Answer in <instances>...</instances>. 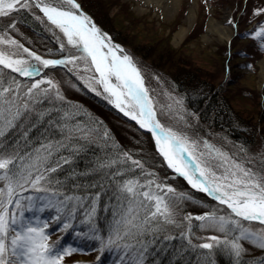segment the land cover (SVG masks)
I'll return each instance as SVG.
<instances>
[{"label":"rangeland","instance_id":"obj_1","mask_svg":"<svg viewBox=\"0 0 264 264\" xmlns=\"http://www.w3.org/2000/svg\"><path fill=\"white\" fill-rule=\"evenodd\" d=\"M78 1L84 5L95 22L107 33L108 31L113 33L128 50L154 101L156 117L164 127L171 128L188 137L189 140L197 142L198 150L201 152L206 151L204 142H207L214 149L227 154L246 167L264 173V157H262L264 81L261 82L259 77L260 61L264 58V32L261 31L264 29V13L257 14L258 10L264 9V0H182L177 7L172 8L173 11L169 15H166L163 8L154 0L147 5L142 0ZM193 3L195 15L190 20L188 12ZM224 16L226 20L222 21ZM24 19L31 24L27 25L23 22ZM210 19L222 21L227 25L229 35L220 37L219 34L214 33L209 34V38L206 39ZM10 23L15 24L14 29L9 27ZM182 27L187 31L178 42L176 33ZM0 37L15 39L23 48L29 49L43 59H62L67 57L69 52L80 55L72 46L67 45L64 34L51 25L35 6L14 11L8 17H0ZM61 43L66 45L63 50L60 48ZM0 50L17 51L15 46L3 43H0ZM20 52L23 58L29 59L33 64L37 63L31 60L27 53H23L22 49ZM84 66V61H80L79 67L72 71L69 69H72L73 65L48 68L40 66V75L33 78L19 76L8 69H3V72L6 77H15L21 83H31L43 78L51 79L59 86V92L64 99L62 101L55 99V91L52 90L49 94L50 99L38 106L39 111L52 109L51 113L61 114L62 111L60 106L57 107V103L60 102L62 108H65L69 101H72L75 107L81 108L80 116L86 120L68 125L65 119L59 126L65 134L62 138L66 140L68 135L67 129L62 127L65 124L68 128L77 124L94 128L96 131L93 135L83 140L101 149L107 165L112 160L118 161V164H113L111 167L103 165L101 170L109 171L107 177L113 176L117 170L126 171L129 168L131 161L124 163L122 160L123 154L128 153L144 165V173H155V177H150L142 175L138 169H132L141 182L146 179H157V183L163 182L174 188L176 193L190 197L178 201L174 208V224H164L161 218L162 228L154 233L161 235L157 237L160 239L158 246L163 245L165 250L164 242L170 243L173 239L171 236L177 234L172 229L179 228V236L174 238L188 248L187 252H192L190 255L197 260L195 264H216L217 251H223V254L230 259L228 264H264V247L258 246V242L253 239L237 241L241 245L239 255L232 249L231 243L240 235L235 226H226L224 231H221L218 226L201 227L206 223L205 221L193 219L189 223L184 219L188 215L195 217L213 211L217 215H228L230 210L216 200L209 199L203 192L193 189L168 168L167 164L158 158L159 154L154 148L150 135L114 110L105 99L100 85H95L100 95L86 86V81L81 77L92 76L94 72H85ZM42 87L49 86L44 84ZM210 93H212L210 100H218L217 103L227 108L225 111L228 117L229 111L233 113V119L230 120L232 124L234 122L240 129L246 128L247 125L253 127L250 134L247 128L245 129L247 136L244 144L242 139L239 142H232L228 137L230 135L226 134L223 128L216 124L213 126L208 120H204L200 109L190 105L191 99L203 94L208 97ZM202 103L204 104V100ZM32 120L38 122L42 119L33 117ZM20 131L23 132L24 129ZM105 132L107 136L104 135ZM29 134L28 132V136ZM41 136L36 132L35 139ZM19 143L21 145L18 147L21 149L26 151L33 149L30 142L25 146L23 136ZM60 156L68 157L64 152ZM117 177L119 176L112 180L118 181ZM125 177L130 178L128 175ZM24 195L41 194L25 192ZM114 204L118 207L117 202L114 201ZM107 209L108 206L105 205V210ZM89 210H85L79 217L76 212L75 219L70 221V223L75 221V224L72 223L73 228L67 232L60 230L59 224L50 223L46 230L49 234V243L59 241L62 246L76 249L82 246L71 255L64 256L62 264H114V262L120 264L117 257L122 256V252L114 249L106 250L101 254L100 242L92 238L96 235L106 238L107 235L93 226L83 225L87 221L92 222L93 216L89 219L86 215ZM25 215L32 217L33 212H27ZM55 215L53 209L35 212V216L41 220ZM108 220L113 222L112 217ZM242 224L255 233L264 234V224L256 221H242ZM67 234L69 241L65 242ZM180 234L183 235L180 237ZM211 236L218 237L219 244L208 240ZM189 239L191 244L188 242ZM205 242L214 243V247L205 249L202 256L198 253L195 255L194 248L197 247L194 246ZM79 253L83 255L79 256ZM158 254V247H155V255ZM155 260H151L145 251L144 264H157Z\"/></svg>","mask_w":264,"mask_h":264},{"label":"snow or ice","instance_id":"obj_2","mask_svg":"<svg viewBox=\"0 0 264 264\" xmlns=\"http://www.w3.org/2000/svg\"><path fill=\"white\" fill-rule=\"evenodd\" d=\"M33 6L43 12L47 21L67 38V45L80 55L69 52L62 59H43L23 48L15 39L0 37V43L13 45L17 49L16 52L0 50V264H62L64 256L78 249L62 246L59 241L50 244L46 231L50 223L59 224L60 230L65 232L73 228L70 221L75 219L85 199L90 204L86 215L89 219L95 215L99 193L89 198L61 191L64 185L57 174L71 161L68 157L60 156L59 151L67 145L50 141L26 151L7 140L9 132L26 129L23 139L27 146L28 131L35 127L31 123L33 117L43 119L52 111H39L38 106L50 99L52 90L55 91V99L62 101L64 97L59 92V86L51 79L40 78L31 83H21L15 77H6L3 69L33 78L40 75V66L73 65L69 69L72 71L79 67L80 61L85 62V72H94L92 76L81 77L86 81V86L100 95L95 85H101L103 92L108 94L105 99L126 117L136 121L140 128L149 131L168 168L184 177L192 188L206 193L230 210L228 215H217L213 211L195 217L188 215L184 219L189 223L193 219L205 221L201 227L218 226L221 231L226 226H235L240 235L231 243V247L237 255L241 251V245L237 242L240 239H253L258 246L264 247V234L255 233L242 224V221L264 224V173L246 167L207 142H204L206 151L201 152L197 142L164 127L156 117L154 101L131 57L118 55L122 52L119 46L111 44L109 38L87 16L70 10L79 9L74 0H0V17H8L14 11ZM261 13H264V9L258 10L257 14ZM9 27L14 29L15 24L10 23ZM261 31L264 32V29ZM65 47L64 43L60 44L62 50ZM21 49L37 63L23 58ZM44 84L49 87H42ZM62 127L67 129L66 139L69 140L77 133L79 139H88L96 131L79 124L72 128L66 124ZM104 135L107 136V132ZM18 144L19 141L16 142ZM122 160L124 163L131 161V164L126 171L117 170L113 174V179L119 176L120 180L115 183L118 207L112 227L106 238L99 235L92 238L100 242L101 254L114 249L122 252L123 255L117 257L120 264H144V237L162 228L161 218L164 224H174V208L178 201L190 197L176 193L174 188L163 182L157 183V179L141 182L132 169H138L142 175L150 177H155V173H144V165L128 153L123 154ZM113 164H118V161L112 160L106 166ZM126 175L130 178H125ZM25 192L41 195L25 196ZM46 209L55 210L56 215L44 220L35 216L36 211ZM27 212H33V216H26ZM208 240L216 244L220 242L216 236L208 237ZM188 242L191 244L190 239ZM194 247L212 249L214 243L205 242Z\"/></svg>","mask_w":264,"mask_h":264},{"label":"trees","instance_id":"obj_3","mask_svg":"<svg viewBox=\"0 0 264 264\" xmlns=\"http://www.w3.org/2000/svg\"><path fill=\"white\" fill-rule=\"evenodd\" d=\"M23 22L27 23V25L31 24L26 19H24ZM108 32L114 40L121 42L115 37L113 33L110 31ZM211 94L212 93H210L208 97L203 94L202 96L199 95L198 98L191 99L190 105H192L195 109H200L201 116L204 120H208L213 126L216 124V126L223 128L226 131V134L230 135L228 137L232 142H239V140L242 139L243 143L247 136L245 129L247 128L250 134L253 131V127L251 128V126L247 125L246 128L243 127V129H240L234 124V122L232 124L230 120L233 113L229 111L228 117L225 111L227 108H224L222 106L223 104L217 103L218 100H210ZM203 100L204 104L202 103ZM59 106L60 111H62L61 114L52 112L50 115H47V118H45V116V119L43 118L38 122L33 120L31 121L32 124H35V127L28 131L30 133L27 137L28 143L30 142L31 145H33L32 148L39 147L41 143H47L50 141L67 145L68 148L62 147L59 151V155H63V152L67 153V156L71 161L69 164L64 165L63 169L57 174L58 178L63 182L64 185L61 191L66 192L68 195L89 198L99 193V201L96 205V212L92 217V222L87 221L86 223H83V225L93 226L98 230H102L104 226L103 221H105L107 224H109V222L111 223L112 220L109 221L108 218H114V214L117 211V206L114 204V201L117 202L115 199L116 182L112 180V175L107 177L109 172L107 169L105 171L101 170V168L104 167L103 165H107L105 161L106 158L102 156L103 152L100 151L101 149L93 146L92 143H87L83 139H79L78 134H74L70 140H65L62 138L65 134L59 126L63 124L65 119L67 120L68 125H71L73 122L81 123L82 121L86 120V118L80 116V114H82L81 108L79 109V107H75L72 101H69V103L65 105L66 109L64 107L62 108V104L60 102L57 103V107ZM65 113H67V117H65ZM25 130L26 129H24V131ZM36 132L42 136L35 139ZM22 136V131L13 130L8 133L7 140L12 142L14 146H20L21 143L16 145V142L20 141ZM262 157H264V153ZM158 158L160 157L158 156ZM117 179L119 180L120 177H117ZM81 203L83 207L78 208V217L85 210L90 209V204L87 199L83 200ZM105 205L108 206L107 210H105ZM109 229H111V227ZM172 230L174 233H177L174 234V237L179 236V228ZM101 233L103 234L105 232L102 231ZM181 236L182 235L180 234V237ZM157 237H161V235L149 233L144 237V242L147 249L146 254L151 258V260H155L156 258L155 261H157V264H195L197 262L196 258L190 255L191 251L187 252L188 248L184 247L181 242H177L173 236H171L173 239L170 243L164 242V244L166 243L165 250L163 245L158 246V241L160 239ZM155 247H158L159 257L155 255ZM194 250L195 255L198 253L202 256L205 252V249L199 247L194 248ZM79 255L82 256L83 254L79 253ZM217 255L216 264L229 263L230 259L223 254V251H217Z\"/></svg>","mask_w":264,"mask_h":264},{"label":"bare ground","instance_id":"obj_4","mask_svg":"<svg viewBox=\"0 0 264 264\" xmlns=\"http://www.w3.org/2000/svg\"><path fill=\"white\" fill-rule=\"evenodd\" d=\"M182 0H154V2L163 8V11L166 13V15H169V13L172 10V8L177 7V5L181 2ZM46 2H49V0H46ZM75 2V1H74ZM142 2L147 5L149 2H152V0H142ZM76 3V2H75ZM39 9V8H38ZM40 10V9H39ZM73 11H76L77 14L82 13L83 15L87 16L80 8L79 9H70ZM43 13V12H42ZM195 15V4L193 3L190 7H189V12H188V18L190 20H192L193 16ZM88 17V16H87ZM89 18V17H88ZM89 20L91 21L92 24H94L92 22V20L89 18ZM226 20V16H224V18L222 19V21ZM222 21H216L214 19H210L209 24H208V30L206 33V39L209 38V36L211 34H219L220 37H225L229 35V27L227 25H225ZM95 25V24H94ZM95 27L97 28V26L95 25ZM187 29L185 27H182L177 33H176V41H180L183 36L185 35ZM210 34V35H209ZM113 45H116L112 42H110ZM117 46V45H116ZM118 55H121V52L117 53ZM98 76V74H97ZM259 77H260V81L263 82L264 81V58L260 61V72H259ZM113 82L114 78H113ZM108 94L106 93V96ZM118 113H120L121 115L123 114L120 110H118ZM186 158V157H185Z\"/></svg>","mask_w":264,"mask_h":264},{"label":"water","instance_id":"obj_5","mask_svg":"<svg viewBox=\"0 0 264 264\" xmlns=\"http://www.w3.org/2000/svg\"><path fill=\"white\" fill-rule=\"evenodd\" d=\"M75 1V0H74ZM76 2V4H78L79 5V8L83 11V9H82V7L80 6V3L79 2H77V1H75ZM91 20H92V22L97 26V29H99V31L101 32V33H103V34H105L108 38H109V42H112V43H114V44H116L117 46H119V48L122 50V52H121V55H128V56H130L125 50H124V48H123V46L121 45V44H119V43H116V42H114L113 40H112V38L110 37V35L105 31V30H103L96 22H95V20L93 19V17L88 13V12H86V11H83ZM131 57V56H130ZM132 59V58H131ZM132 62H133V64L136 66V64H135V62L133 61V59H132ZM137 67V66H136ZM101 86V85H100ZM101 88H102V91H103V87L101 86ZM103 94H104V96H106V93H104L103 92ZM108 100V99H107ZM108 103L110 104V106L114 109V110H116L117 112H118V108H116L115 107V105L113 104V103H111L109 100H108ZM126 119H128L130 122H132V123H134L141 131H143V132H145V133H148L149 135H150V137H151V139H152V141H153V144H154V148H155V150L157 151V148H156V145H155V141H154V138L152 137V134L149 132V131H147V130H145V129H142V128H140L139 127V125H138V123L136 122V121H133V120H131L129 117H126L124 114H122ZM158 152V151H157ZM186 159H187V157H186ZM179 176V175H178ZM181 178H183L184 180H186L184 177H182V176H180ZM186 182H187V180H186ZM188 183V182H187ZM189 184V183H188ZM190 185V184H189ZM191 186V185H190ZM192 187V186H191ZM194 189V188H193ZM195 190H197V189H195ZM197 191H199V190H197ZM200 192H202V191H200ZM204 193V192H203ZM204 194H206V193H204ZM211 198V197H210ZM211 199H213V198H211ZM215 200V199H214Z\"/></svg>","mask_w":264,"mask_h":264}]
</instances>
